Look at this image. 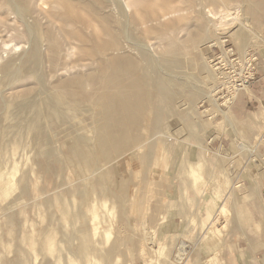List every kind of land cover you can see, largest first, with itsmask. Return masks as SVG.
I'll return each mask as SVG.
<instances>
[{
	"label": "rangeland",
	"instance_id": "obj_1",
	"mask_svg": "<svg viewBox=\"0 0 264 264\" xmlns=\"http://www.w3.org/2000/svg\"><path fill=\"white\" fill-rule=\"evenodd\" d=\"M60 1H70L87 14L101 9L96 13H104L111 26L98 21L101 35L113 42L108 32H122L126 40L120 33V41L138 39V51L145 50L141 42L147 43L149 57L155 58L148 64L138 53L142 60L134 74L147 68V80L158 75L170 80L171 98L159 100L153 89L149 92L151 110L161 106L159 128L140 129L143 150L115 143L119 162L104 159L108 154L86 123L90 117L79 114L91 107L82 89L100 90L98 62L85 55L92 48L90 38L68 19ZM60 1L0 0V264H199L208 239L228 233L232 224L244 222L249 232L260 231L264 0H168L176 4L174 11L173 6L168 10L174 15L177 10L176 15L161 23L180 21L178 26L186 28L172 56L163 55L166 48L159 35L152 33L148 40L136 25L147 8L143 2L139 8L134 0H96L97 9L89 0H83L84 8L82 0ZM128 3L130 15L124 13ZM227 8L235 20L222 15ZM222 22L229 24L226 30L219 29ZM33 41L41 59L30 70L25 57ZM237 74L247 78L238 92L228 83ZM74 76L86 85L68 86L67 79ZM38 98L48 102L45 111L36 115L33 104L16 113ZM37 121L43 132L39 142ZM37 149H49L50 155L43 161ZM113 166L120 171L111 176ZM117 182L124 184L120 188ZM245 188L247 193L242 192ZM217 213L216 224L223 227L219 231L211 226L210 231L207 224Z\"/></svg>",
	"mask_w": 264,
	"mask_h": 264
},
{
	"label": "bare ground",
	"instance_id": "obj_2",
	"mask_svg": "<svg viewBox=\"0 0 264 264\" xmlns=\"http://www.w3.org/2000/svg\"><path fill=\"white\" fill-rule=\"evenodd\" d=\"M60 1V0H59ZM81 1V0H80ZM88 1V0H87ZM91 1H93L94 3H96V0H89V4L91 3ZM127 1V0H126ZM125 1V2H126ZM136 2L137 7H139L140 2H143L145 4V6H147V11L145 9V13L143 14H139V22L136 23V25L139 27V29H141V34L144 35L147 39L151 38L150 34L155 33L157 34L156 36H160V38L164 41V45L165 46V52L163 53V55H167V56H172L173 54H175V47L180 44L181 40L179 37V33L181 32V30L186 29L183 28L177 23H172L171 25L166 22V24L161 23L164 22V19L168 16H170L172 14V16L174 15V12L172 11H168L170 10V8L173 6V11H174V5L176 4H171V2L164 1L162 4H156L154 1L152 0H134ZM61 2V1H60ZM83 5L82 8H84V6H86L87 3H85L83 0ZM93 2L91 4H93ZM98 2V0H97ZM100 2V1H99ZM102 2V1H101ZM121 2V1H120ZM161 2V0H160ZM192 2V1H191ZM190 2V5H191ZM63 3V7L65 8V13L68 16V19L75 22L78 27L83 31L87 32V39H89V41L91 42L92 48L91 50H87V52H84L85 55L88 58H92L95 61L98 62V68L96 69L99 77H98V81L100 80V90L98 91V87H94L91 88V90H96L95 94H93V91L91 90H86V89H82L89 97V103L91 105L90 110L87 109H82L80 110L79 114L82 115L83 117L85 116H89L90 118L88 119V121H86L87 124H89V126L91 128H93V130L95 131V139L97 140L98 146L100 148V150L102 152H104L105 154H108L107 156H102L104 157V159L111 161H118V158L120 156V151H116L115 149H112L113 146L115 145V143H120L122 148H127L129 145L134 144L136 146L137 149H142L143 144L145 143H140L139 140L141 138L140 133L142 129L147 130V131H152L156 128H159V118H160V114L159 112V107L161 106H157V110H155V112H153V108L151 110V105H149V92L150 89H153L154 92H156L158 96V99L161 100V98H159L160 96L165 99V97H169L171 98L173 95V92L170 90L169 84H170V80L165 79L164 77H161L160 75L157 74L156 70V74L158 76L155 77H150L152 80H147L146 78L147 73L149 74V72H147V70L149 71V69H145L144 71H142L141 73L139 72L137 75L134 74V72L137 71V69L139 68V63L141 62L140 59L138 58L137 54L139 53L142 56V59L145 60L146 63L150 64L151 60L154 58L149 57L148 52L146 51V46L147 43L145 41L146 44H144V42H141L143 45L141 46H145L142 47V49L144 48L145 50L142 51H138V48H136L135 44L136 42L134 40H138L133 38V40L131 42L126 41V44L124 42V34L122 32H120L123 36L124 39H122L120 41V33L118 34H108L110 37L112 38L111 40H114L113 42L108 41L106 38L104 37L105 35H101L103 34V32L100 34L99 33V25H98V21L102 22L104 21L106 18L108 19V17L103 16V14H97L96 13V8H95V12L92 11L91 14H87V13H82L80 8L76 7L74 4H72L70 1H63L61 2ZM79 3V2H78ZM195 3V2H194ZM81 4V3H80ZM122 4V3H121ZM132 4V2H131ZM180 4V1H179ZM178 4V5H179ZM185 4V3H184ZM78 5V4H77ZM97 6V9L100 8L98 7L99 4L96 3L95 4ZM94 5V6H95ZM124 5V4H123ZM196 5V4H195ZM90 6V5H89ZM93 7V5H91ZM95 6V7H96ZM101 6V4H100ZM106 6V5H105ZM104 6V7H105ZM135 6V7H136ZM181 6V5H179ZM189 6V5H188ZM123 7V6H122ZM144 7V6H143ZM178 7V6H176ZM190 7V6H189ZM102 8V7H101ZM132 8V6H131ZM140 8V7H139ZM193 8V7H191ZM92 9V8H90ZM94 9V7H93ZM135 9V8H134ZM142 9V8H141ZM144 9V8H143ZM87 10V9H86ZM101 10V9H100ZM99 10V11H100ZM130 10V5L125 4L124 6V13ZM183 10V9H182ZM181 10V11H182ZM90 11V10H88ZM97 11V12H99ZM177 11V10H176ZM176 11H175V15H176ZM225 12H223V16L225 18L228 19H234V16H232V12L227 8L224 10ZM102 12H104L102 10ZM179 12V11H178ZM136 13V12H135ZM170 14V15H169ZM180 14V13H179ZM105 15V14H104ZM130 15V14H128ZM174 15V16H175ZM108 16V15H107ZM138 16V15H137ZM180 16V15H179ZM178 16V17H179ZM105 17V19H104ZM124 17V16H123ZM130 17V16H129ZM133 18H136L135 16H133ZM171 18V17H169ZM176 18V17H175ZM131 19V18H130ZM129 19V20H130ZM173 20V18H171ZM178 19V18H176ZM21 20V19H20ZM70 21V22H71ZM171 21V20H170ZM231 21V20H230ZM123 22V21H122ZM174 22V21H172ZM232 22V21H231ZM105 23L107 24V20H105ZM63 24V23H62ZM121 24V23H120ZM128 24V23H127ZM108 26H110L109 24H107ZM122 25V24H121ZM181 25V24H180ZM227 25V26H226ZM30 26V25H29ZM127 26V25H126ZM221 28L219 29H224L226 30L227 27L229 26V24L227 22H222L219 25ZM106 27V26H104ZM111 27V26H110ZM119 27V26H118ZM32 28V27H31ZM108 28V27H107ZM188 29V28H187ZM75 31H77L76 29H74ZM103 30V28H102ZM112 31V29H110ZM119 30V29H118ZM217 30V29H216ZM125 31V30H124ZM33 31H31L32 33ZM81 32V31H78ZM114 32V31H113ZM84 33V32H83ZM83 33H78V37L81 40H85V36ZM117 33V32H116ZM171 33H173V35H171ZM33 34V33H32ZM74 34V33H73ZM36 35V33H35ZM34 35V37H35ZM86 35V34H85ZM184 35V34H183ZM182 35V36H183ZM37 36V35H36ZM76 36V34H75ZM185 36V35H184ZM154 37V36H153ZM130 38V37H128ZM158 38V37H157ZM210 38V37H209ZM86 39V40H87ZM195 37H193L190 40H194ZM34 40V38H33ZM37 40V39H36ZM39 40V39H38ZM126 40V39H125ZM149 40V39H148ZM139 41V40H138ZM84 42V41H83ZM82 42V43H83ZM88 42V41H87ZM139 42V45L141 44ZM162 42V41H161ZM168 44H167V43ZM34 43V41H33ZM36 43V42H35ZM34 43V44H35ZM138 43V42H137ZM166 43V44H165ZM85 43H83L84 45ZM149 44V43H148ZM3 45H7L6 43H4ZM88 44H85V46H87ZM37 44H35L32 49L26 54L25 57V61L28 69L33 68V64L34 62L37 63L35 60L39 57L38 55V51H37ZM140 46V47H141ZM151 46V45H150ZM82 47V45H81ZM91 47V46H89ZM152 47V46H151ZM148 48V46H147ZM150 48V47H149ZM187 48V46H186ZM30 49V48H29ZM83 48H81L82 50ZM137 50V52H136ZM149 50V49H148ZM155 50V49H154ZM40 51V50H39ZM83 51V50H82ZM85 51V49H84ZM151 52V50H149ZM156 52V51H155ZM26 53V52H25ZM24 53V54H25ZM73 53V52H72ZM152 53V52H151ZM154 53V52H153ZM84 55V56H85ZM24 56V55H23ZM156 57V56H155ZM23 58V57H22ZM41 59V58H40ZM38 58V61L40 60ZM141 59V60H142ZM155 59V58H154ZM166 60V59H164ZM163 60V62H164ZM174 60V59H173ZM18 61V59L16 60ZM168 61V59H167ZM21 62V61H20ZM40 62V61H39ZM166 62V61H165ZM172 62V61H171ZM13 63V62H12ZM19 63V62H18ZM156 63V62H155ZM8 64V63H7ZM21 64V63H19ZM24 64V63H23ZM166 64V63H164ZM216 64V63H215ZM13 65V64H12ZM11 65V66H12ZM40 65V64H39ZM141 65V63H140ZM24 66V65H23ZM22 66V68H24ZM38 66V65H37ZM36 66V67H37ZM143 66V65H142ZM7 67V66H6ZM15 67V66H14ZM35 68V67H34ZM151 68V66H150ZM168 67V63L166 64L165 68H163L164 70H166L168 72L169 75H172V71H169L167 69ZM178 68V67H177ZM38 69V68H37ZM140 69V68H139ZM144 69V68H143ZM16 70V69H15ZM20 70V68H19ZM31 70V69H30ZM153 70V69H152ZM11 72V71H10ZM8 72V73H10ZM14 72V69H13ZM17 72V71H16ZM20 72V71H19ZM30 72V71H29ZM40 72V70H39ZM7 73V72H6ZM23 73V72H22ZM28 73V72H27ZM26 75V74H25ZM176 77H180L178 75H175ZM146 77V78H145ZM181 78V77H180ZM193 78V77H192ZM178 79V78H177ZM174 79V80H177ZM199 79V78H197ZM127 80V82H126ZM183 80V79H182ZM197 81V80H196ZM65 82V81H64ZM68 82V86H81V88H83L86 85V81H81L79 76H74V77H70L67 79ZM59 84V83H58ZM64 84V83H62ZM195 86V85H194ZM243 86V85H242ZM240 86V84L236 85V89L237 92L240 90H243L244 87ZM27 89V88H26ZM42 91V90H41ZM44 91H47L46 89ZM236 92V93H237ZM40 93V92H39ZM28 95V94H27ZM32 95V94H31ZM41 95V94H40ZM24 96V94H23ZM26 96V93H25ZM207 96V95H206ZM37 97V95H36ZM151 97V96H150ZM21 98V97H20ZM24 98V97H23ZM32 98V97H31ZM42 98V97H41ZM52 98V97H50ZM209 98L211 99V95L209 96ZM157 99V98H156ZM157 99V101H158ZM162 99V100H163ZM178 99V98H177ZM212 101H214V99H211ZM26 101V100H25ZM75 101V100H74ZM73 101V102H74ZM179 101V100H178ZM24 102V101H23ZM160 102V101H159ZM158 102V103H159ZM183 102V101H182ZM157 105V102H155ZM18 104V103H17ZM20 104V103H19ZM23 104V103H22ZM35 105L36 106V115L40 114L41 112L45 111L47 109V105L48 102L44 99H35V100H30L28 101L26 104H24L22 107L19 108H15L16 109V113L21 112L20 109L24 108V107H28L29 105ZM15 105V104H14ZM155 105V106H156ZM30 107V106H29ZM57 107V106H56ZM59 107V106H58ZM163 107V106H162ZM179 108V107H178ZM14 109V110H15ZM24 110H27L24 108ZM23 110V111H24ZM31 110V109H30ZM3 111V110H2ZM90 111V112H89ZM158 111V112H157ZM15 112V111H14ZM49 113H54L53 111H49ZM152 113V115L150 114ZM161 113V111H160ZM224 113V112H223ZM151 115V117H150ZM20 117V116H19ZM65 117V116H64ZM19 119V118H17ZM5 123V122H4ZM37 123V127H38V131L36 132L37 134V138L38 141H41V136L43 134L42 132V127L40 126V123ZM178 124V123H177ZM88 126V125H87ZM73 126H71L72 128ZM70 128V129H71ZM89 128V127H88ZM72 130V129H71ZM32 131V130H31ZM70 132V131H69ZM150 133V132H149ZM73 134V132L71 133V135ZM152 136V135H151ZM69 138V137H68ZM143 138V136H142ZM141 138V139H142ZM35 139V138H34ZM74 139V136L73 138ZM70 140V139H69ZM76 140V139H74ZM146 140V139H145ZM48 143L47 140H45V143ZM137 142V143H136ZM139 142V143H138ZM44 143V142H42ZM136 143V144H135ZM134 146V148H135ZM165 146V145H164ZM107 148H110V152L108 153ZM143 150V149H142ZM37 152V156L39 158H47V156L50 155V150H36ZM80 152V151H79ZM100 152V151H99ZM146 152V151H145ZM36 153V152H35ZM101 153V152H100ZM80 154V153H79ZM85 156V154H82V156ZM141 155V154H140ZM146 155V153L144 154ZM142 156V155H141ZM76 157V156H75ZM78 157V156H77ZM87 159V155L85 156ZM144 158V156H142ZM79 158V157H78ZM83 158V157H82ZM55 159V157H54ZM80 159V158H79ZM84 159V158H83ZM128 159V158H126ZM43 160V159H42ZM45 160V159H44ZM43 160V161H44ZM89 160V159H88ZM87 160V161H88ZM42 161V162H43ZM77 161V160H76ZM86 161V160H85ZM86 161V162H87ZM129 161V160H128ZM127 161V162H128ZM142 161V160H141ZM41 162V163H42ZM81 162V161H80ZM106 162V161H105ZM119 162V161H118ZM1 163V161H0ZM88 163V162H87ZM107 163V162H106ZM109 163V162H108ZM130 163V162H129ZM50 163H47V165L44 167L47 169V171H49L52 167L49 165ZM2 165V164H1ZM88 165V164H87ZM120 165V164H119ZM42 166V165H41ZM86 166V165H85ZM90 167V166H88ZM92 167V166H91ZM100 167V166H99ZM141 167V166H140ZM4 168V167H3ZM11 168V167H10ZM43 168V169H44ZM96 168V167H95ZM138 169V168H137ZM3 170V169H2ZM98 170V169H97ZM110 170V169H109ZM126 170V168H125ZM45 171V170H44ZM96 171V170H95ZM120 171V168H118V166H113L111 168V176L117 174ZM132 172V171H131ZM147 172V171H146ZM106 173V172H105ZM104 173V174H105ZM108 176H110V173L108 172ZM82 176V175H81ZM87 176V175H86ZM104 178V177H103ZM107 179V178H104ZM119 179V178H117ZM28 180V179H27ZM22 181V180H21ZM86 181V180H85ZM108 181V180H107ZM106 181V182H107ZM120 181V180H119ZM109 182V181H108ZM19 183V182H18ZM24 183V181H23ZM22 183V184H23ZM21 184V185H22ZM117 186H119L120 188L122 187V184H124L123 182H117L115 183ZM1 187V186H0ZM124 188V187H123ZM86 189V187H85ZM2 191V190H1ZM111 191V190H110ZM28 193V192H27ZM26 193V194H27ZM8 194V193H7ZM22 194V193H21ZM4 195V194H3ZM120 195V194H119ZM144 195V194H143ZM146 195V194H145ZM74 196V195H73ZM22 197V196H21ZM63 197V196H62ZM145 197V196H144ZM150 198V197H149ZM21 199V198H19ZM155 199V198H154ZM17 200V199H16ZM81 201V200H80ZM12 203V202H11ZM43 203V202H42ZM15 204V203H14ZM82 204V203H80ZM111 204V203H110ZM72 205V203H71ZM128 205V204H127ZM78 206V205H77ZM72 207V206H71ZM122 207V206H121ZM70 208V207H69ZM66 210V208L64 209ZM77 210V209H76ZM128 210V209H127ZM68 211V210H67ZM73 211V210H72ZM147 212V211H146ZM80 213V212H79ZM79 213H75L76 216H79ZM73 214V213H72ZM69 216V213H68ZM83 216V215H82ZM88 216V215H87ZM70 217V216H69ZM72 219H74L71 216ZM70 219V218H69ZM89 219V218H88ZM77 220V219H76ZM75 222V220H74ZM69 224V223H68ZM72 225V224H71ZM77 225V224H76ZM73 229V228H72ZM74 231V230H73ZM79 231V230H78ZM145 232V231H144ZM66 233V232H65ZM84 233V232H83ZM106 233V232H104ZM82 234V233H81ZM78 235V234H77ZM108 235V234H107ZM85 236V235H84ZM87 236V235H86ZM77 238V237H76ZM105 238V237H104ZM85 239V238H84ZM83 239V240H84ZM69 241V240H68ZM85 241V240H84ZM87 241V240H86ZM85 241V243H86ZM90 241V240H89ZM75 242V241H74ZM81 243V242H80ZM90 243V242H89ZM64 244V243H63ZM88 247V245H86ZM92 246V244H91ZM182 247V246H180ZM109 252V251H108ZM182 253V252H181ZM61 258V254L59 255ZM69 256V255H68ZM108 257V256H107ZM62 260V259H61ZM83 260V259H82ZM180 260V259H179Z\"/></svg>",
	"mask_w": 264,
	"mask_h": 264
},
{
	"label": "crops",
	"instance_id": "obj_3",
	"mask_svg": "<svg viewBox=\"0 0 264 264\" xmlns=\"http://www.w3.org/2000/svg\"><path fill=\"white\" fill-rule=\"evenodd\" d=\"M247 193V189L242 192ZM262 193L264 191L262 190ZM245 199L242 194V200ZM244 203V200H243ZM223 207L226 208L224 205ZM222 205L219 207V213ZM217 213L207 224L211 231H221V225L216 224L218 220ZM261 230L248 231V224L241 222L240 224H232V228L228 233L222 236H216L213 240L208 239V243L199 254V264H264V222L260 223ZM204 257V258H203Z\"/></svg>",
	"mask_w": 264,
	"mask_h": 264
},
{
	"label": "built area",
	"instance_id": "obj_4",
	"mask_svg": "<svg viewBox=\"0 0 264 264\" xmlns=\"http://www.w3.org/2000/svg\"><path fill=\"white\" fill-rule=\"evenodd\" d=\"M235 60V59H234ZM248 60V59H246ZM238 77H234V78H229V85L233 88H236V85L240 84V86H242L244 83L247 82V78L246 76L242 77V76H239V74H237Z\"/></svg>",
	"mask_w": 264,
	"mask_h": 264
}]
</instances>
